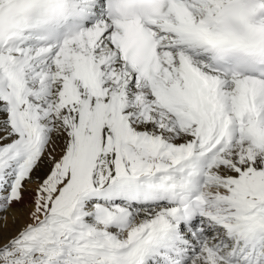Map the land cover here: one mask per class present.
<instances>
[{"label": "snow or ice", "instance_id": "1", "mask_svg": "<svg viewBox=\"0 0 264 264\" xmlns=\"http://www.w3.org/2000/svg\"><path fill=\"white\" fill-rule=\"evenodd\" d=\"M0 264H264V0H0Z\"/></svg>", "mask_w": 264, "mask_h": 264}]
</instances>
